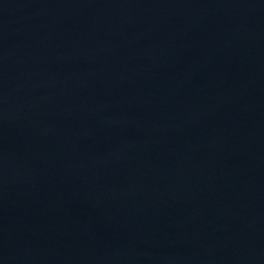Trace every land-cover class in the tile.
Returning <instances> with one entry per match:
<instances>
[{"label":"water","instance_id":"obj_1","mask_svg":"<svg viewBox=\"0 0 264 264\" xmlns=\"http://www.w3.org/2000/svg\"><path fill=\"white\" fill-rule=\"evenodd\" d=\"M0 264H264V0H0Z\"/></svg>","mask_w":264,"mask_h":264}]
</instances>
